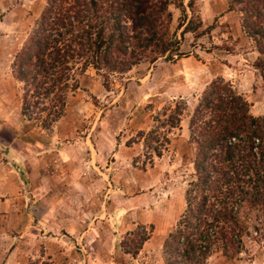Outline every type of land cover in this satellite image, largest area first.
<instances>
[{"label":"rangeland","instance_id":"374dc122","mask_svg":"<svg viewBox=\"0 0 264 264\" xmlns=\"http://www.w3.org/2000/svg\"><path fill=\"white\" fill-rule=\"evenodd\" d=\"M45 4L0 0V264H164L162 244L192 179L188 126L197 99L222 77L253 116L263 115L264 56L226 0H183L186 21H199L201 35L183 34L181 10L169 7L180 57L143 62L109 88L88 70L63 116L42 128L21 116L23 85L12 63ZM175 105L180 128L162 156L150 158L138 133ZM141 226H152L149 240L137 255L125 254L132 244L122 242ZM245 246L234 259L214 253L205 264H264L263 244Z\"/></svg>","mask_w":264,"mask_h":264},{"label":"trees","instance_id":"16d2710c","mask_svg":"<svg viewBox=\"0 0 264 264\" xmlns=\"http://www.w3.org/2000/svg\"><path fill=\"white\" fill-rule=\"evenodd\" d=\"M226 2L264 56V0ZM171 5L182 12V33L199 37L200 22L186 21L183 0H46L12 63V76L23 85L21 116L49 128L88 70L109 88L111 79L143 62L180 57ZM162 113L153 129L138 133L150 158H160L180 128L177 105ZM188 129L193 174L183 213L162 244L164 264H205L214 253L234 259L246 251V240L264 245V114L253 116L245 97L219 77L199 95ZM151 233L152 226L128 233L125 254L137 255Z\"/></svg>","mask_w":264,"mask_h":264}]
</instances>
